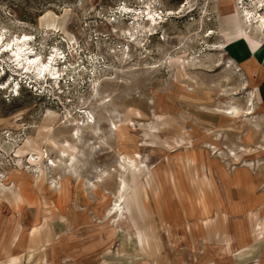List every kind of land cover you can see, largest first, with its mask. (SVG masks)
<instances>
[{
  "label": "rangeland",
  "instance_id": "374dc122",
  "mask_svg": "<svg viewBox=\"0 0 264 264\" xmlns=\"http://www.w3.org/2000/svg\"><path fill=\"white\" fill-rule=\"evenodd\" d=\"M259 17L264 0H0V264H264Z\"/></svg>",
  "mask_w": 264,
  "mask_h": 264
},
{
  "label": "bare ground",
  "instance_id": "6f19581e",
  "mask_svg": "<svg viewBox=\"0 0 264 264\" xmlns=\"http://www.w3.org/2000/svg\"><path fill=\"white\" fill-rule=\"evenodd\" d=\"M151 17H152V15H151ZM151 23L152 24H155V21H154V19L153 18H151ZM258 23H259V28H261V27H264V26H262V25H264V17H259V21H258ZM249 29V28H248ZM262 29V28H261ZM249 31V30H248ZM255 32V31H254ZM257 32L260 34V30H257ZM257 32L255 33V35L257 36L258 34H257ZM262 34H264V33H262ZM254 35V34H253ZM29 38V37H28ZM28 38H27V36L26 35H24L23 36V41H27L28 40ZM24 44H25V42H24ZM16 56L18 57L19 56V54H16ZM35 61H37V59L36 60H32V62H35ZM32 62H30V63H32ZM27 69H30L31 67H26ZM37 71L38 72H43L44 71V69L46 68V66H44V65H42V64H37ZM248 110H250V109H248ZM226 111V110H225ZM241 113V111L239 110V109H236V108H231L230 109V112L229 113H227V114H229V117L230 118H232V119H234V118H237L238 116H239V114ZM252 112H250V113H246V114H251ZM89 122V121H88ZM90 124H86V128L87 129H93V134H94V137H97L98 136V132H97V129L95 128V126H94V122H89ZM78 134V135H77ZM76 134V136L74 137V141L76 142V143H80L81 142V135H79V133H77ZM98 139V138H97ZM87 145H88V147L90 146V144H89V142L87 143ZM64 155V153H61V156H63ZM65 156V155H64ZM63 156V157H64ZM67 157V159L70 161V160H73L74 159V156H70V155H67L66 156ZM59 161H60V159H59ZM71 162V161H70ZM51 166H53L54 167V162L53 161H51V164H50ZM70 166V165H69ZM101 181V180H100ZM118 201V200H117ZM117 201H115V204L113 205V208L110 210V213H112V214H115L116 213V215H117V213L118 212H122V209H121V207H120V204H117ZM122 214V213H121ZM111 215V214H110ZM122 216V215H121ZM118 219V218H117Z\"/></svg>",
  "mask_w": 264,
  "mask_h": 264
},
{
  "label": "crops",
  "instance_id": "0c3cea01",
  "mask_svg": "<svg viewBox=\"0 0 264 264\" xmlns=\"http://www.w3.org/2000/svg\"><path fill=\"white\" fill-rule=\"evenodd\" d=\"M230 53L233 57L238 59V61L242 62L241 64L243 65L246 71L248 70L247 68L249 64L253 65L254 62H256L255 59L259 60L257 55L250 57V54L246 53V50L243 46H240V48L237 46H233Z\"/></svg>",
  "mask_w": 264,
  "mask_h": 264
}]
</instances>
